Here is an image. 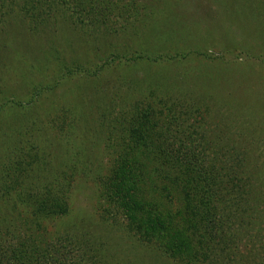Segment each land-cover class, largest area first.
I'll use <instances>...</instances> for the list:
<instances>
[{"label": "rangeland", "instance_id": "1", "mask_svg": "<svg viewBox=\"0 0 264 264\" xmlns=\"http://www.w3.org/2000/svg\"><path fill=\"white\" fill-rule=\"evenodd\" d=\"M48 1L40 19L53 12ZM92 6L98 21L112 22L34 26L0 14V161H23L0 165V190L14 186L0 192V214L16 227L29 221L46 240L87 234L111 264H187L186 244L203 242L198 264H264V0ZM122 147L127 173L161 155L188 174L176 190L164 184L147 195L139 184L160 217H141L131 230L125 210L112 212L99 191ZM201 184L204 205L193 217L185 209L181 238L163 219L182 217L181 201ZM46 186L68 190V212L35 227L29 196ZM177 245V259L161 251Z\"/></svg>", "mask_w": 264, "mask_h": 264}, {"label": "trees", "instance_id": "2", "mask_svg": "<svg viewBox=\"0 0 264 264\" xmlns=\"http://www.w3.org/2000/svg\"><path fill=\"white\" fill-rule=\"evenodd\" d=\"M48 2L53 9V12L51 15H46L45 18L42 17L41 19L40 17H37V13L39 8L43 5V0H0V14L4 17L3 22L8 23L16 22L21 25L33 23L34 26H36V24L41 23L47 24L52 20L54 24L58 21H64V23L68 22L70 25L74 24V26L79 24V26L83 28L88 25V23L97 25L98 23L107 24L112 22L113 18L107 14L103 15L100 21H98L96 17L99 18L100 16L95 15V13L98 12V8L95 11L92 4L95 6L98 5V7H101L103 4L104 13L107 10L109 12L110 8H116V6H114V0H53L52 2L49 0ZM30 15H32L33 18L30 17ZM155 116L154 118L156 119ZM132 121H134V124H137L139 119H132ZM131 150L133 151L134 149ZM124 154H126L125 147L123 151L118 154L119 156L116 160V164L103 172L105 174L99 179V191L102 198L105 200V203L107 202V207H109L112 212L115 211L118 213L120 209L125 210V217H128L129 219L127 222V228L131 230V225L136 221L141 220L139 219L141 217H160V211L157 210L158 207H153L150 204L151 202L144 200L143 192L139 194V184L146 188L144 192L147 195H151L156 188H162V185L164 184L172 185L171 189L176 190L182 188L180 182L188 177V174H186V169L179 164L180 159L177 157L174 160V158L171 157L155 155L146 165H143L138 169L136 175H132L131 170L127 173L118 166V163L122 162ZM4 158V166L0 161L2 168L9 165L8 170H11L16 164V167L18 168L23 165L22 160L14 161L15 157H11V159ZM149 166L151 170H149ZM10 177L12 178V175L6 176L4 181L11 179ZM138 179H141V181H138ZM203 185L204 184L195 186V188L200 187L199 190L194 189L193 191H187L190 193L184 196L183 201H181L180 204V206H182V208L180 207L182 210V217H174V215L181 216L180 212L176 211L177 213L175 212L176 214L174 215L172 213L167 214L168 219H163L165 223L171 221L174 223L175 232L180 235L181 238L187 235V227L184 225V217H186L185 209L192 214L190 217H193L198 206L204 205L205 199H203V197L205 191ZM64 186H68L69 188V185L64 184ZM13 189L14 186L11 184L9 187H3L0 192L6 197L9 196L11 191L13 192ZM33 191H36L32 194L35 198L29 196V200L33 203V209L36 211L35 218L37 220H33L35 227H38L41 221H45L46 216L55 218L67 214L68 208L66 204V194L68 190L63 191V188L61 187L52 188L46 186L33 189ZM37 193L42 195H36ZM0 210L2 211L1 205ZM5 216L4 212L0 214V264H69L76 262L74 256L77 253L80 255V260L77 261L78 264L83 261L84 257L88 259L87 262L89 264H111V259L107 258L105 251L95 249L92 241L89 240L88 237L86 238L85 235L87 234H82L77 237L76 240H72L68 238L70 236L67 235L68 232L62 233L63 236L58 235L57 233L55 235L56 238L46 240L51 236H48L45 239L46 235L42 232L34 233L33 237L29 221H23L18 227H16L13 224L15 222L13 219L14 217H8V215L7 217ZM161 223L163 224V222ZM37 235L39 236L36 238ZM205 246L206 243L203 242L201 247L203 248ZM201 247L197 249L196 246L194 247L191 243H187L185 248L186 251H188L186 254L192 253L193 255L191 260H185L184 263L198 264L199 259L197 253L201 251ZM177 248L181 247H178L177 245L173 249H168L166 246L165 249H160L164 254L177 259ZM205 258L207 257H204L202 254V261H205ZM92 261H96V263Z\"/></svg>", "mask_w": 264, "mask_h": 264}]
</instances>
